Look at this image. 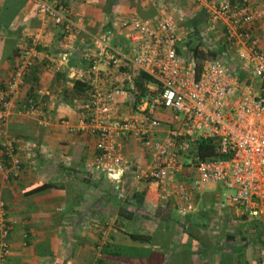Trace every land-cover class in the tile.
Returning <instances> with one entry per match:
<instances>
[{
    "label": "crops",
    "instance_id": "crops-1",
    "mask_svg": "<svg viewBox=\"0 0 264 264\" xmlns=\"http://www.w3.org/2000/svg\"><path fill=\"white\" fill-rule=\"evenodd\" d=\"M57 1L66 10L69 34L64 27L43 21L36 0H0V87H5L16 56L36 37L39 54L22 95L33 96L41 111L39 117L14 114L0 129V160L2 144L17 140L23 163L16 178H6L0 169V199L10 221L5 264H258L257 254L264 248V217L218 211L216 186L200 190L195 211L180 216L171 202L159 200L155 182L135 181L130 171L111 182L91 170L95 139L86 129L83 104L92 91L123 88L126 95L114 101L115 115L123 118L145 110L160 121L155 139H162L171 126L172 113L160 106L150 108L148 99L136 102L137 76L131 71L101 62L91 70L90 39L110 32V49L130 55L133 45L120 28L122 21L132 16L154 20L166 11L185 21L204 11V2ZM65 52L70 54L69 65L83 71L81 81L65 68L56 69L54 58ZM121 150L131 165L146 166L151 161L137 139L123 140ZM177 180L186 182L189 174L184 171ZM135 193L141 195L138 202ZM132 234L146 235L151 241L134 242Z\"/></svg>",
    "mask_w": 264,
    "mask_h": 264
},
{
    "label": "built area",
    "instance_id": "built-area-1",
    "mask_svg": "<svg viewBox=\"0 0 264 264\" xmlns=\"http://www.w3.org/2000/svg\"><path fill=\"white\" fill-rule=\"evenodd\" d=\"M201 1L208 26L221 28L224 37L223 51L211 60L198 62L184 49L179 52L181 38L168 12L154 20L132 16L121 22L125 38L133 45L130 55L110 49V32L90 39L94 51L91 70L101 62L151 77L156 84H148L151 89L147 90L154 94L150 108L160 106L172 113L171 126L162 139H155L161 124L150 113L141 110L123 118L115 115L114 101L126 95L123 88L92 91L83 104L88 115L86 129L95 139L91 170L111 182L121 180L128 171L135 181L155 182L159 200L171 202L180 216L195 211L197 193L203 188L210 185L231 190L229 195L217 194L218 209L260 219L264 217V0ZM36 2L37 14L44 22L64 27L69 34L66 10L57 0ZM30 44L18 56L5 87H0V129L14 114L41 115L36 99L22 95L39 54L38 39L34 37ZM232 53L236 66L231 64ZM69 61L70 54L65 52L53 63L81 81L83 71L70 66ZM127 138L142 142L151 157L148 165L126 161L121 142ZM201 139L213 142L214 156L202 159L192 153L185 164L182 155L190 154ZM19 143L10 140L2 144L0 169L6 178H16L22 169ZM184 171L189 180L178 181ZM9 224L0 199V264H5L9 253ZM257 255L258 264H264V248Z\"/></svg>",
    "mask_w": 264,
    "mask_h": 264
},
{
    "label": "trees",
    "instance_id": "trees-1",
    "mask_svg": "<svg viewBox=\"0 0 264 264\" xmlns=\"http://www.w3.org/2000/svg\"><path fill=\"white\" fill-rule=\"evenodd\" d=\"M201 22H207V14L204 11H200L199 14L189 20H186L184 23V26L187 27V29L191 32L188 40L184 42V51L186 53H191L192 56L198 61L202 62L205 60H211L213 58L218 57L221 52L223 51L224 46L222 45L219 50H211V49H203L202 44L200 43V39L197 37V30L198 26L201 25ZM182 48V47H181ZM179 47V52H182V49ZM18 54V53H17ZM16 54V55H17ZM14 55V56H16ZM18 57V56H16ZM144 84H150V85H155L156 82L149 76L145 74H138L137 77L134 79V88L136 89V96L134 97L137 103H140L141 99H151L153 92H150L149 90L146 89ZM78 85V82L75 83V86ZM30 97V96H29ZM214 150H215V145L213 142L209 140H198L196 144L192 148L193 155H198L202 159H207L212 156H214ZM134 200L136 202L139 201L141 198L140 194H133ZM131 240L134 242L138 243H149L151 241V238L142 235V234H132L130 235ZM6 263V262H5Z\"/></svg>",
    "mask_w": 264,
    "mask_h": 264
},
{
    "label": "rangeland",
    "instance_id": "rangeland-1",
    "mask_svg": "<svg viewBox=\"0 0 264 264\" xmlns=\"http://www.w3.org/2000/svg\"><path fill=\"white\" fill-rule=\"evenodd\" d=\"M197 5V3L195 4ZM167 12V11H166ZM204 12H205V9H204ZM176 14L173 13V16H174V19L176 21V24L178 26V33H179V36L181 38V42H180V48L183 50V47H184V42H186L188 40V37L190 35V31L187 29V27L184 26V23L186 22L185 21H182V20H179L178 16H175ZM189 18H192V17H189ZM188 19V18H187ZM201 25H199L197 28V37L200 39V43L202 44V48L203 49H211V50H219L223 44V32L221 30V28H213V29H210V26H208V22H201L200 23ZM180 25V26H179ZM230 57L233 58L232 60V66H236L238 65L237 62H236V59H235V55L232 53L230 55ZM182 158L183 159H190L191 158V153L190 154H186V155H182ZM217 192L220 196H225V195H229L232 193L231 190H227V189H217ZM217 208V210L219 211L218 207H217V203L215 201V204H214ZM222 211V210H220ZM232 228L234 229L235 228V225H231ZM226 228L227 230H231L232 228ZM220 227L216 230V231H220L219 230ZM226 230V231H227Z\"/></svg>",
    "mask_w": 264,
    "mask_h": 264
},
{
    "label": "clouds",
    "instance_id": "clouds-1",
    "mask_svg": "<svg viewBox=\"0 0 264 264\" xmlns=\"http://www.w3.org/2000/svg\"><path fill=\"white\" fill-rule=\"evenodd\" d=\"M119 173L116 174V178H118Z\"/></svg>",
    "mask_w": 264,
    "mask_h": 264
}]
</instances>
